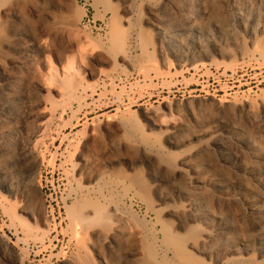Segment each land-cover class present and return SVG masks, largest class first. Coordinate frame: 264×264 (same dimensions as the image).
Here are the masks:
<instances>
[{
  "label": "bare ground",
  "instance_id": "6f19581e",
  "mask_svg": "<svg viewBox=\"0 0 264 264\" xmlns=\"http://www.w3.org/2000/svg\"><path fill=\"white\" fill-rule=\"evenodd\" d=\"M64 1L0 0V264H36L30 249L55 256L64 243L60 264H264V90L140 109V134L125 120L136 101L120 97L100 130L118 153L102 161L92 131L64 221L42 172V147L51 153L54 132L78 122L88 91L107 90L117 73L188 92L214 71L264 67V0H112L101 45Z\"/></svg>",
  "mask_w": 264,
  "mask_h": 264
},
{
  "label": "rangeland",
  "instance_id": "374dc122",
  "mask_svg": "<svg viewBox=\"0 0 264 264\" xmlns=\"http://www.w3.org/2000/svg\"><path fill=\"white\" fill-rule=\"evenodd\" d=\"M65 1V5L66 3L67 5L69 4L68 6L66 5L71 9H69V11H72V20H75L76 22L78 21L79 28L82 30L81 32L89 35V38L93 40L92 44L101 45V42L106 44V37L110 28H108L109 24L106 23L104 17L108 10L107 2L111 3L112 0H104L105 2L103 0ZM38 3L39 5L42 4V2ZM42 5L41 7H44L45 9L49 7H47L46 4H44L45 6ZM56 41L55 43L57 47H66V42L63 38L58 37ZM128 72L129 71L126 70L124 72L117 73L116 83L112 85V83L109 82L108 91L101 85L98 89H90L87 93L89 106L85 107V109L79 113L80 120L74 125L65 124L61 129L54 132V139L57 140V143L51 153L46 152V146L42 147V152L45 155V160L42 166L45 185L44 192L49 204L53 203L57 209V218L59 222L66 219V211L60 206L63 204V198L67 194L66 190L68 189V179H71L73 176V165L77 162L79 150L89 139H92V131L97 128L98 129L96 131L99 130L97 133L99 135V139L97 140L96 147L98 148V154L100 155L102 161H105L112 157V155L114 156L118 153V151L115 152V150L110 151L112 140L107 135H103L102 137L100 130L101 125L106 123L108 116L116 115L118 113V104L116 103L120 97L128 103L136 101L135 111H137V116H134V119L131 117V119H129V117L126 116L125 120L128 123L130 120V126L137 127L136 130L133 128L134 134H140V131L143 130L138 125V120L135 121L140 117L138 115L140 109H149L152 107L159 109L161 108L160 106H162L163 101L176 104L179 100L181 101L179 103H183V106L187 99H193L194 97L208 98L210 95L215 94V91H220V95L228 93L229 96L233 98L236 96L241 97L244 94H250L256 97L261 95L264 90V67H244L239 70V73L236 76H234L233 73H230L228 76H224L223 71H214V75L210 78L205 76L197 77L195 80V87L188 92H186L187 90L185 89L186 86L184 82L177 85L166 84L162 79L155 82L154 86L156 87L158 85L156 88L147 89V86L144 85L150 81L146 80L143 76L133 78ZM138 82H140V84ZM153 95L154 98H152ZM94 96L97 98L94 99ZM183 100H185V102H182ZM126 109L127 104L123 106L122 111H126ZM135 122H138V124H136L137 126L135 125ZM52 142V140L48 141L47 145H51ZM57 148H61L60 151H58ZM52 182L55 184H52ZM4 197L5 195L0 185V204L1 201H4ZM2 212V208H0V213ZM60 233L63 240L65 237L64 230L60 229ZM15 240L17 242V239ZM24 248L25 245L21 244L18 249L21 253H24ZM37 250L36 248L34 249V247L30 249V260L36 264H60L64 259H66L70 252L65 247V243L59 245V248L55 252V256L52 255L50 250L46 253H42V255L37 254Z\"/></svg>",
  "mask_w": 264,
  "mask_h": 264
}]
</instances>
